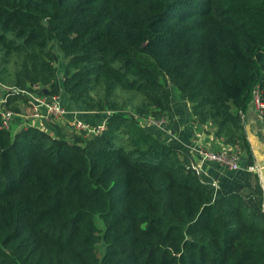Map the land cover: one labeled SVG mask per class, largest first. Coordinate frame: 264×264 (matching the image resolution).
<instances>
[{
    "label": "trees",
    "instance_id": "obj_1",
    "mask_svg": "<svg viewBox=\"0 0 264 264\" xmlns=\"http://www.w3.org/2000/svg\"><path fill=\"white\" fill-rule=\"evenodd\" d=\"M0 83L108 112L90 138L0 129V264H264L257 175L216 186L138 124L174 90L252 165L264 0H0Z\"/></svg>",
    "mask_w": 264,
    "mask_h": 264
},
{
    "label": "built area",
    "instance_id": "obj_2",
    "mask_svg": "<svg viewBox=\"0 0 264 264\" xmlns=\"http://www.w3.org/2000/svg\"><path fill=\"white\" fill-rule=\"evenodd\" d=\"M0 86L1 91L3 92V96L0 99V129L10 130V125L16 118H22L25 122L29 123L26 127H34L42 132L45 131V125L50 123L67 124L76 132L85 136L84 138L99 136L106 128V123L90 126L82 121H78L76 119L77 112L75 110H67L61 104L59 95L49 96L47 95L48 93L45 94L44 92L41 94L36 91L6 87L1 84ZM10 98H17V100L11 103L13 106L14 102H17V110L9 108L8 104L10 105ZM20 104L22 106L21 109H27V113L20 112ZM250 107L254 111L261 125H263L262 134L264 136V98L262 97V91L259 85H256L252 90ZM240 116L245 125V115L240 113ZM202 134L203 133L198 132L192 138V148L199 158V165H189L190 168L195 172H200V164L213 162L228 171L233 172L241 169V156L236 150L223 145L217 151L202 147L199 145ZM255 170L256 168L254 166L248 169V171Z\"/></svg>",
    "mask_w": 264,
    "mask_h": 264
},
{
    "label": "crops",
    "instance_id": "obj_3",
    "mask_svg": "<svg viewBox=\"0 0 264 264\" xmlns=\"http://www.w3.org/2000/svg\"><path fill=\"white\" fill-rule=\"evenodd\" d=\"M59 99H60L61 104L67 110H69L67 108V101L64 98V96L59 95ZM21 108L22 106L20 105V108H19L20 112L27 113L26 108L25 109L24 108L21 109ZM174 110L175 109H173L172 112ZM96 119L98 120V122H100L99 124L106 123L105 116L96 115ZM23 121L24 119L22 118H16L14 119L12 124L16 125V127L19 126L20 128L19 130H21L22 126L20 125L23 123ZM259 124H260V121L257 119L251 107H249L245 114L244 132H245V136H246V139L248 141V144L250 146V150L252 153V158H253L252 165L248 166L245 160H243L244 157L242 155L243 157L242 161L240 158L241 169L237 171H234V172L228 171L216 163L206 162V163L200 164L201 169L199 170L200 172L198 173L203 174L206 177H209L210 179H212L214 185L225 187V188H230L237 183H244L246 179V174L248 173L250 175L251 174L257 175L258 185L260 186L262 190V210L264 212V136L262 134L261 128L259 127L260 126ZM181 127L182 129H180L179 131V139L177 140V143L174 144V146H176L179 149L180 153H182L183 156H184V153H187L186 157L190 161L189 165H192V166L199 165V158L192 148V138L194 137L196 133L198 132L203 133L202 136L200 137L201 140L199 141L200 142L199 145H201L202 147H206V148L213 150L212 147L214 148L218 146L219 148H221L222 146V144L218 142V139H216L213 136V134H206L200 126H198L196 123L193 122L191 113L190 114L186 113V116L182 118ZM44 132L46 133V131ZM253 166L256 168V170L248 171V169ZM250 181H251V184H253L251 179Z\"/></svg>",
    "mask_w": 264,
    "mask_h": 264
},
{
    "label": "rangeland",
    "instance_id": "obj_4",
    "mask_svg": "<svg viewBox=\"0 0 264 264\" xmlns=\"http://www.w3.org/2000/svg\"><path fill=\"white\" fill-rule=\"evenodd\" d=\"M63 63H64V61L60 60V64H58V69L60 70V71H58V77H60V78L62 76L61 73H62V69H63ZM1 85L6 86L3 84H1ZM6 87H8V86H6ZM171 93H174L172 96V101L174 102L173 103V109H175L172 112L173 113L172 120H169L168 118H166V119L163 118L162 120H154V119L151 120L152 118H143V119L138 120V124L141 128L152 132L161 141L174 145L177 143V140L179 139V131H180V129H182V127H181L182 118L184 116H186V113L190 114V105L191 104L186 100H183L182 102H181V100L180 101L175 100V97H178L179 99H181L180 94H178L177 92H174V90H171ZM2 96H3V92L1 91V86H0V99ZM119 102H120V100H119ZM134 102H136V101H134ZM16 105H17V102H14V106H16ZM69 110H75L77 112L76 119L78 121H82L85 124L90 125V126H95V125H97V123H100L96 119V115H102V116L108 115V112L107 113H104V112L96 113V112H94V114H93V112H87L86 113V112H82V111H77L74 108H70ZM124 111L127 115H130L132 112L130 105H128ZM174 114H175V116H174ZM189 119H190V117H189ZM28 125H29V123L23 121V123L20 125V126H22L21 130H23L22 128L25 129V127ZM259 125H260L259 127L262 130L263 125H261V123ZM46 127H45L46 133H48L52 137H54L56 135L55 133L57 132V130L58 131L61 130V133L66 135V137L68 139H73L75 136H82L83 138L85 137V136L79 134L78 132H76L71 126H69L67 124L50 123V124H47ZM200 127L202 129H207V130L210 129L209 126L208 127L200 126ZM19 129H20L19 126L16 127V125L11 123L10 131H11L13 136H15L20 131ZM232 148L234 150H236L240 156H242V155L244 156V153L242 152V150L238 146H234ZM212 149H213V151H217V150H219V147L218 146L214 147V148L212 147Z\"/></svg>",
    "mask_w": 264,
    "mask_h": 264
},
{
    "label": "water",
    "instance_id": "obj_5",
    "mask_svg": "<svg viewBox=\"0 0 264 264\" xmlns=\"http://www.w3.org/2000/svg\"><path fill=\"white\" fill-rule=\"evenodd\" d=\"M43 92H44L45 94H47V93H48V91H47L46 89H43Z\"/></svg>",
    "mask_w": 264,
    "mask_h": 264
}]
</instances>
